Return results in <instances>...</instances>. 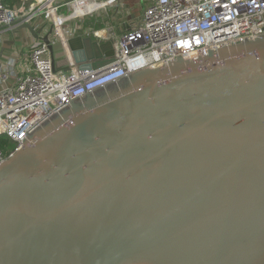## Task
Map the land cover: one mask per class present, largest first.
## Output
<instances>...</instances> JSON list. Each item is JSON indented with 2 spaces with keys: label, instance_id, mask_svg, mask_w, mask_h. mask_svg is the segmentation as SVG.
I'll return each mask as SVG.
<instances>
[{
  "label": "water",
  "instance_id": "obj_1",
  "mask_svg": "<svg viewBox=\"0 0 264 264\" xmlns=\"http://www.w3.org/2000/svg\"><path fill=\"white\" fill-rule=\"evenodd\" d=\"M24 28L55 67L115 59ZM28 138L0 165V264H264V36L102 86Z\"/></svg>",
  "mask_w": 264,
  "mask_h": 264
},
{
  "label": "built area",
  "instance_id": "obj_2",
  "mask_svg": "<svg viewBox=\"0 0 264 264\" xmlns=\"http://www.w3.org/2000/svg\"><path fill=\"white\" fill-rule=\"evenodd\" d=\"M117 1L20 0L8 7L0 0V43L4 33L42 17L54 29L52 41L62 42L64 49L71 38L86 35L112 41L115 52L111 64L97 71H82L69 56L55 67L47 44L42 40L32 44L28 67L13 87L0 91V136L13 145L0 150V165L32 140L28 136L34 130L66 106L71 107V101L143 70L264 36V0H147L138 22L117 38H110L109 28L85 30L87 19ZM68 7L71 15L66 17L60 11ZM34 28L43 27L38 23ZM63 61L68 62L64 63L67 71L60 70ZM8 65L14 67L16 61ZM1 73L6 81L9 73L2 68Z\"/></svg>",
  "mask_w": 264,
  "mask_h": 264
},
{
  "label": "crops",
  "instance_id": "obj_3",
  "mask_svg": "<svg viewBox=\"0 0 264 264\" xmlns=\"http://www.w3.org/2000/svg\"><path fill=\"white\" fill-rule=\"evenodd\" d=\"M98 1L101 3L106 2V0ZM146 7L147 0H118L113 6L102 7L96 15L87 19L84 23L85 30H105L109 28L111 29L108 32L110 38L118 37L130 30L138 22ZM38 23L42 24L44 28L40 34V36L44 37L48 33L51 24L45 22L41 17L31 25L36 27ZM100 24H103L104 27H96ZM39 40L28 29L24 28V25L2 35L0 43V91L5 88H11L16 84L17 78L23 74L29 65L28 52L30 51V46ZM13 60L16 61V65L14 67L9 66L8 64ZM64 63L68 62H60L61 71L68 70ZM1 68L2 70L6 69L9 73L6 81H2Z\"/></svg>",
  "mask_w": 264,
  "mask_h": 264
},
{
  "label": "rangeland",
  "instance_id": "obj_4",
  "mask_svg": "<svg viewBox=\"0 0 264 264\" xmlns=\"http://www.w3.org/2000/svg\"><path fill=\"white\" fill-rule=\"evenodd\" d=\"M60 13L62 14V15H64V16H70L71 15V9H70V7H68V8H63V9H61V11H60ZM91 20H93V19H91ZM96 27H98V28H102V27H104V25L103 24H100L99 26H96ZM80 34H83L84 32L83 31H80L79 32ZM117 38V37H116ZM96 40V39H95ZM5 142L7 141V146L6 145H4L5 144V142H4V146H3V149H8V148H12V143L8 140V139H6L5 137H4V139H3Z\"/></svg>",
  "mask_w": 264,
  "mask_h": 264
},
{
  "label": "trees",
  "instance_id": "obj_5",
  "mask_svg": "<svg viewBox=\"0 0 264 264\" xmlns=\"http://www.w3.org/2000/svg\"><path fill=\"white\" fill-rule=\"evenodd\" d=\"M4 1V4L8 7H13L14 5H16L17 3L20 2V0H3ZM128 84H125L124 86L127 87ZM123 86V87H124ZM113 88V87H112ZM98 94H103V91H99ZM4 137L0 136V150L3 149V146L6 145L7 146V141L5 142L4 140ZM5 142V144H4ZM4 144V145H3ZM3 145V146H2Z\"/></svg>",
  "mask_w": 264,
  "mask_h": 264
},
{
  "label": "flooded vegetation",
  "instance_id": "obj_6",
  "mask_svg": "<svg viewBox=\"0 0 264 264\" xmlns=\"http://www.w3.org/2000/svg\"><path fill=\"white\" fill-rule=\"evenodd\" d=\"M116 86H117V85H114V86L112 85L111 88H112V87H116ZM111 88H110V89H111ZM103 90H104V89H102V90H100V91H103ZM107 90H109V89H107ZM105 91H106V90H105ZM105 91H103V92H105ZM96 94L98 95V93H96ZM94 96H95V95H94ZM78 102H81V100L78 101Z\"/></svg>",
  "mask_w": 264,
  "mask_h": 264
}]
</instances>
